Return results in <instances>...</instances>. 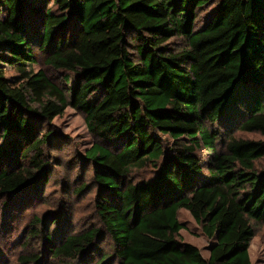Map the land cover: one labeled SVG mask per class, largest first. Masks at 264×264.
<instances>
[{
  "label": "trees",
  "instance_id": "16d2710c",
  "mask_svg": "<svg viewBox=\"0 0 264 264\" xmlns=\"http://www.w3.org/2000/svg\"><path fill=\"white\" fill-rule=\"evenodd\" d=\"M38 51L65 74L60 84L35 69ZM68 108L96 140L82 158L118 264H252L264 142L232 131L264 137V0H0V201L9 209L33 204L48 184L55 133L45 126ZM181 210L211 241L208 258L181 239ZM44 228L29 238L45 231L53 259H108L92 262L99 229L58 238Z\"/></svg>",
  "mask_w": 264,
  "mask_h": 264
},
{
  "label": "rangeland",
  "instance_id": "374dc122",
  "mask_svg": "<svg viewBox=\"0 0 264 264\" xmlns=\"http://www.w3.org/2000/svg\"><path fill=\"white\" fill-rule=\"evenodd\" d=\"M37 59L35 69L44 70L52 80L60 84L65 74L45 65L46 57L39 51ZM13 75V70L7 71V76ZM51 128L55 133L54 147L46 149L43 157L48 166V184L39 187L40 194L35 198L31 197L33 204L22 209H9L6 201H0V264H69L51 257L45 247V231L38 234V237L33 235L29 238L33 230L40 232L45 229V225L48 228L47 233H55L58 238L91 229L101 230L104 235L97 242L99 254L94 256L95 260L92 262L107 257L102 264H118L114 259L113 243L104 232L97 214L99 187L94 181V168L82 158L96 142L85 125L84 115L68 108L62 116L45 126V129ZM232 132L244 139L264 142V137L257 134L234 129ZM162 139L169 141L167 137L162 136ZM200 156L204 163L209 159V153L205 151ZM149 170L134 173L131 181L139 183ZM81 188L84 190L77 194V190ZM37 218L43 221L40 225L34 223ZM179 220L185 226L180 232L181 239L196 246L208 258L211 241L203 234L201 227L185 210L179 212ZM253 225L255 237L249 248L251 263L264 264V223L253 222ZM31 255L39 256V262L21 261L22 257Z\"/></svg>",
  "mask_w": 264,
  "mask_h": 264
}]
</instances>
